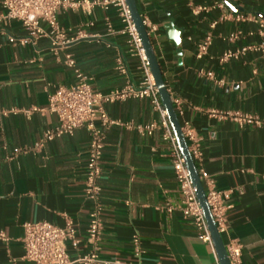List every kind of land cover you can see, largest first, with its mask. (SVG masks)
Returning <instances> with one entry per match:
<instances>
[{
  "label": "crops",
  "instance_id": "1",
  "mask_svg": "<svg viewBox=\"0 0 264 264\" xmlns=\"http://www.w3.org/2000/svg\"><path fill=\"white\" fill-rule=\"evenodd\" d=\"M136 1L168 91L179 101L175 108L181 125L188 123L199 139L198 170L225 195L228 231L222 234L223 241L241 244V264H264V37L258 34L264 1ZM196 5L209 9L196 14ZM231 11L250 18L218 21ZM170 19L180 30L179 44L167 27ZM58 20L69 34L78 28L87 34L67 51L95 90L107 93L128 80L139 85L141 61L121 32L116 9L96 7L90 15L62 9ZM90 21L93 25L87 26ZM236 32L238 38L230 41L228 36ZM208 35V53L197 58L198 46ZM26 37L20 22L0 23V231L8 237L0 241V264H11L12 259L31 264L23 259L27 222L64 227L72 221L80 242L76 248L69 245V255L77 257L93 248L87 240L93 203L85 194L89 132L79 128L36 149L57 117L48 111L26 112L47 107L53 90L75 82L74 72L57 61L48 38L20 43ZM243 46L251 47L238 58L220 62L226 51ZM120 62L127 74L120 72ZM203 71H212L223 84ZM106 110L112 119L134 126L159 119L147 98L116 101ZM227 112L254 116L262 123L240 122L224 116ZM25 147L29 150H22ZM170 153L161 130L148 135L135 127L107 128L99 180L104 230L96 264L220 263L217 252L199 239L194 224L181 214L182 193ZM168 206L175 210L169 213Z\"/></svg>",
  "mask_w": 264,
  "mask_h": 264
},
{
  "label": "built area",
  "instance_id": "2",
  "mask_svg": "<svg viewBox=\"0 0 264 264\" xmlns=\"http://www.w3.org/2000/svg\"><path fill=\"white\" fill-rule=\"evenodd\" d=\"M193 2V0H189ZM264 1V0H255ZM0 23H11L18 21L27 31V37L20 39V43L28 41L35 42L41 37L48 38L50 50L58 62L64 64L74 72L75 82L70 86H60L49 94L47 107H32L27 109V113L48 111L57 117V124L46 130L43 140L35 147H42L44 143L54 140L62 135H72L79 128H86L89 132V149L85 174V194L93 203L90 212V222L87 228V240L92 245V249L83 255L71 257L68 247L76 248L80 242L77 229L72 221L64 227L57 226L50 222H27L24 224L25 234L23 237L24 255L23 259L31 264H96L98 260V248L103 238V220L101 216V186L99 180L102 176V158L106 142V130L112 125L120 127H135L141 134L152 135L155 131L161 130L163 139L171 147V161L175 171L176 179L182 193L180 211L185 219H189L198 231L200 240L211 245L214 252L215 246L208 222L205 218L202 206L197 197L193 182L186 166L185 158L181 153L178 140L169 122L168 113L161 101L159 90L153 78L149 62L137 28L135 26L130 8L126 0H0ZM217 7L222 8L223 3H217ZM116 9L123 24L121 32L127 35L133 52L140 58L143 78L139 85H134L130 80L126 84L107 93L95 90L90 84V78L78 66L74 54L67 49L78 39L86 37L83 28H78L74 33L69 34L61 26L58 14L62 9H80L86 14H92L94 8ZM194 13L198 14L206 11L209 7L196 5L193 7ZM250 18L247 15L228 12L222 14L218 21L233 19L239 22ZM254 19V17H253ZM145 21V20H144ZM217 22L213 23V26ZM146 24V23H145ZM93 25L90 21L87 26ZM108 31L113 33L111 24L107 23ZM150 33V32H149ZM238 32L228 36L230 41L238 38ZM258 34L264 37V21L259 23ZM11 42H16L15 38H10ZM211 44V35L199 44L197 58H202L208 53ZM251 46H243L238 51L228 50L221 57L220 62H225L231 58H238L244 54ZM119 70L123 74L128 71L122 62ZM207 78L213 80L218 85L223 84L222 79H217L212 71L202 72ZM149 99L154 110L158 113L159 119L147 124L132 125L120 120L112 119L106 110V105L116 101H126L128 99ZM174 105H178V100H173ZM224 116L232 117L240 122H254L258 125L262 121L254 116L240 112H227ZM99 121V125L97 124ZM182 131L188 141L189 149L194 159L199 155V139L195 131L185 123ZM22 150L28 151V148ZM201 180L207 193V201L212 216L217 225L219 233L222 235L228 231L227 211L228 206L224 202L225 195L215 187L214 180L204 171L199 172ZM169 213L175 210L174 206H168ZM8 237L0 231V241L6 242ZM137 252L139 248V238H133ZM231 264H241L242 246L235 240L230 239L225 244ZM11 264H19L16 259H12ZM220 264V263H218Z\"/></svg>",
  "mask_w": 264,
  "mask_h": 264
},
{
  "label": "water",
  "instance_id": "3",
  "mask_svg": "<svg viewBox=\"0 0 264 264\" xmlns=\"http://www.w3.org/2000/svg\"><path fill=\"white\" fill-rule=\"evenodd\" d=\"M126 2L130 8L135 26L141 38L143 48L145 50V54H146L147 60L150 65L153 78L159 90L161 101L168 113L169 122L178 140V144H179L181 153L185 158L186 166L189 171L191 180L193 182L197 197L200 201L205 218L208 222L211 235L213 238L215 250L217 252V256L220 261V264H231L222 235L219 233L217 229V225L215 223L210 207L208 205L206 188L204 186L203 181L201 180L196 161L190 152L188 141L182 131V125L178 117V113L176 111L175 105L173 103L172 96L170 92L168 91V88H167V85L164 79L163 71L160 66L159 60L156 56L153 42H152V37L149 33L148 27L146 26L144 18L142 14L140 13V10L137 5V1L136 0H126ZM167 27L169 28L170 32L174 33L173 38L176 41L175 34L179 32L180 30L174 25L173 19L169 20Z\"/></svg>",
  "mask_w": 264,
  "mask_h": 264
},
{
  "label": "clouds",
  "instance_id": "4",
  "mask_svg": "<svg viewBox=\"0 0 264 264\" xmlns=\"http://www.w3.org/2000/svg\"><path fill=\"white\" fill-rule=\"evenodd\" d=\"M175 39H176V43L179 44L180 43V37H179L178 32L175 34Z\"/></svg>",
  "mask_w": 264,
  "mask_h": 264
}]
</instances>
